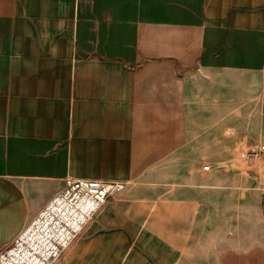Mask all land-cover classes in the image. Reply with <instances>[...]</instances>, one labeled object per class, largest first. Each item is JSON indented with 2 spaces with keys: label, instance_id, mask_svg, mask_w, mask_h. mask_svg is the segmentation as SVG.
<instances>
[{
  "label": "crops",
  "instance_id": "1",
  "mask_svg": "<svg viewBox=\"0 0 264 264\" xmlns=\"http://www.w3.org/2000/svg\"><path fill=\"white\" fill-rule=\"evenodd\" d=\"M69 177L56 264H264V0H0V252Z\"/></svg>",
  "mask_w": 264,
  "mask_h": 264
},
{
  "label": "built area",
  "instance_id": "2",
  "mask_svg": "<svg viewBox=\"0 0 264 264\" xmlns=\"http://www.w3.org/2000/svg\"><path fill=\"white\" fill-rule=\"evenodd\" d=\"M243 156L248 161L257 160L261 150L252 147ZM204 169L208 170L209 165ZM123 186L121 181L67 178L66 185L14 245L0 252L1 264H56L84 226Z\"/></svg>",
  "mask_w": 264,
  "mask_h": 264
}]
</instances>
